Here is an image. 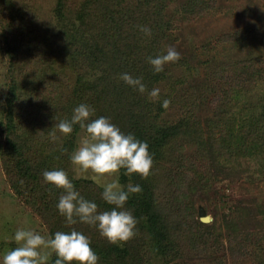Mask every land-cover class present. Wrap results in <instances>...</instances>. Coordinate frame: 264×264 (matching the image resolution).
Masks as SVG:
<instances>
[{
    "label": "rangeland",
    "instance_id": "374dc122",
    "mask_svg": "<svg viewBox=\"0 0 264 264\" xmlns=\"http://www.w3.org/2000/svg\"><path fill=\"white\" fill-rule=\"evenodd\" d=\"M87 6L89 25L114 23V10L130 13L141 50L155 39L156 24H166L163 52L172 46L180 53L164 65L157 98L131 100L124 121L110 118L126 133L163 143L153 139L148 177L124 179L121 170L122 184L142 186L125 205L138 220L135 235L121 244L94 226L68 225L48 205L63 190L48 191V167L40 165L52 142L58 150L73 139L75 150L86 135L81 127L65 135L56 125L87 100L77 91L80 74L95 73L82 59L71 61L67 38ZM23 158L39 168L43 189L26 180ZM69 168L88 182L79 192L98 211L112 207L101 185L115 177ZM200 206L210 222L201 220ZM22 227L44 235L75 228L90 238L98 264H264V0H0V254L17 246L6 237Z\"/></svg>",
    "mask_w": 264,
    "mask_h": 264
},
{
    "label": "clouds",
    "instance_id": "9594fccd",
    "mask_svg": "<svg viewBox=\"0 0 264 264\" xmlns=\"http://www.w3.org/2000/svg\"><path fill=\"white\" fill-rule=\"evenodd\" d=\"M140 30L151 34L150 28L141 26ZM179 59L180 53L168 46L165 52L148 57V62L153 71L159 73L164 70L165 64ZM120 78L139 92L146 91L141 78L127 72L122 73ZM159 91L153 88L148 95L157 98ZM168 104L167 100L163 102L164 107ZM94 113L93 107L81 103L73 109L70 120H60L56 127L65 135L71 134L76 124L85 130V137L70 156L71 163L80 172L91 171L97 178L115 177L101 185L102 199L112 207L98 211L97 203L80 194L63 168L44 170L43 177L53 187L63 190L56 208L68 225L80 222L94 226L110 243L121 244L135 235L138 223L136 216L125 205L130 194L142 192L139 184L124 185L120 182L121 170L128 177L138 174L146 178L152 169L153 156L147 141L138 139L134 133L122 131L107 116L91 119ZM52 139H55V133ZM6 239L14 241L17 246L0 254V264H49L53 254L54 264H98L99 261L90 238L75 228L44 235L34 228L22 227Z\"/></svg>",
    "mask_w": 264,
    "mask_h": 264
},
{
    "label": "trees",
    "instance_id": "16d2710c",
    "mask_svg": "<svg viewBox=\"0 0 264 264\" xmlns=\"http://www.w3.org/2000/svg\"><path fill=\"white\" fill-rule=\"evenodd\" d=\"M60 1L62 2L63 0ZM88 7L89 6L77 14V18L81 19V24H75L67 30V38L70 42L69 47L72 50L71 61L78 63V60L82 59L87 68L95 72L93 78H87L86 76L85 78L80 74L79 80H77V91L88 93L84 94L86 95L85 99H87L85 103L95 109V113L91 119H95L99 116H107L109 118L120 117L121 120L124 121L125 114L131 112L129 108L130 101L143 100L148 102L150 99H154L150 98L147 93L153 89L155 83L167 78L164 70L156 73L153 71V66L148 62V57L163 53V46L159 35L164 31V25L166 24H156L157 33L153 32V34H155V39L150 45L144 46L146 50H141L140 45L144 40L139 36L140 31L135 28V25L134 28L133 25H131V28L128 26L130 24H128L126 18L130 13L127 14L125 10L121 9L114 10L112 13L108 14L109 18L117 19L113 21L114 23L100 22L97 25H89L87 24V20L91 19L92 12ZM62 10L63 8L59 9L60 12H62ZM115 15H118V18L115 17ZM131 31L134 34L133 37H131ZM125 72L131 74L133 77L141 78L142 82L146 85V91L141 93L137 89L126 84L120 78L121 74ZM115 78H118V81L121 80L122 82L118 83ZM84 84L88 85L87 89L83 88L82 85ZM11 93L14 97L17 96V90L15 88L11 89ZM71 116L72 114L69 113L67 115L69 118H66V120H70ZM79 128V124L74 125L71 134L75 135ZM12 130H15V126L11 127V131ZM138 138L147 141L149 149L153 146V142H155L153 139L156 140L153 136L149 139L145 138L144 133H141ZM48 141H50V138ZM156 142L163 144L157 140ZM52 143L48 151H45L47 153L41 150L40 157H44L43 160L40 161V165L46 166L48 170H51L56 169L54 166L55 162H60V168H63L68 173L76 189L79 191L81 188H85L88 182L83 179L74 178L69 168L71 162L70 156L74 151L73 139H68L58 150L55 149L56 144H54V142ZM20 149L21 147L18 148V152ZM22 162L24 165L21 169L23 175H27L26 180H29L28 183H31L34 189H43L42 179L37 175L39 168L35 169V167H32L31 159L29 160V158H23ZM137 176L138 174H135V177ZM125 177L122 170V178L125 179ZM47 188H50L48 191H51L52 194H56L60 191L59 188H55L49 183L47 184ZM57 200L58 197H55L50 199L48 203L52 208L53 205H55L54 210H56V212H58L56 208ZM142 202L144 203L145 201L143 200ZM133 203H135L134 200H132V204ZM148 208H152L150 204ZM165 238L163 237L162 243L165 241ZM54 260L55 257L49 264H54Z\"/></svg>",
    "mask_w": 264,
    "mask_h": 264
},
{
    "label": "water",
    "instance_id": "95a60500",
    "mask_svg": "<svg viewBox=\"0 0 264 264\" xmlns=\"http://www.w3.org/2000/svg\"><path fill=\"white\" fill-rule=\"evenodd\" d=\"M199 212H200L201 220L203 222L211 221V216L207 214L206 209L203 206H200Z\"/></svg>",
    "mask_w": 264,
    "mask_h": 264
}]
</instances>
